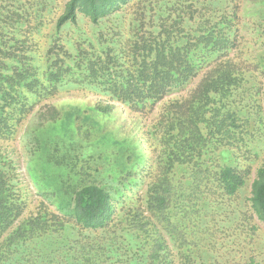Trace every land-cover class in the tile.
<instances>
[{
	"label": "trees",
	"instance_id": "1",
	"mask_svg": "<svg viewBox=\"0 0 264 264\" xmlns=\"http://www.w3.org/2000/svg\"><path fill=\"white\" fill-rule=\"evenodd\" d=\"M240 2L0 0V264H264Z\"/></svg>",
	"mask_w": 264,
	"mask_h": 264
},
{
	"label": "rangeland",
	"instance_id": "2",
	"mask_svg": "<svg viewBox=\"0 0 264 264\" xmlns=\"http://www.w3.org/2000/svg\"><path fill=\"white\" fill-rule=\"evenodd\" d=\"M261 9L264 10V3L262 4V7L260 5L256 8V4L253 5L252 1L241 0L235 33V47L232 51L237 59L255 74L259 85H261V103L264 113V11H260ZM79 23L84 26L86 25L84 20H80ZM124 113L127 123H131L133 118L132 114L128 111H125ZM138 129L140 131L144 130L145 125L140 126ZM145 149L149 151L147 144H145ZM21 152L22 154L26 153L23 148H21ZM263 159L264 143L258 157H255L253 161L246 160V164L251 165V174L249 181L242 191L243 203L247 201V197L250 195V179L254 177L256 168ZM24 164L25 163L22 161L21 157L19 171L27 186H25L22 181V184H19V187L22 194L27 196V202L30 203V206L37 205L41 198L46 199L44 200L45 202H49L47 197L40 192L39 188L35 187L34 182L29 178ZM27 187L29 188L28 192L25 191V188ZM144 189V183H136L135 185L130 186L127 194L132 193L133 196L141 197ZM51 207L55 208L53 204H51ZM253 221L258 225L259 231L257 236L258 239L255 240V246L251 248V251L254 252L256 257L264 263V223L255 217L253 218Z\"/></svg>",
	"mask_w": 264,
	"mask_h": 264
}]
</instances>
